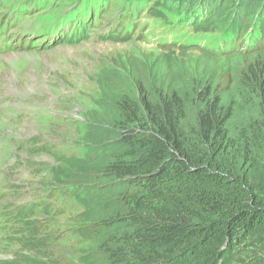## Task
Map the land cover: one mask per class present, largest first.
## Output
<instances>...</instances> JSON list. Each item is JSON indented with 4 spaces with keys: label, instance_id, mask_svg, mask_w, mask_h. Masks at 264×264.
<instances>
[{
    "label": "rangeland",
    "instance_id": "obj_1",
    "mask_svg": "<svg viewBox=\"0 0 264 264\" xmlns=\"http://www.w3.org/2000/svg\"><path fill=\"white\" fill-rule=\"evenodd\" d=\"M97 1L0 0L9 36L30 35L0 52V264H112L127 186L105 174L124 150L119 102L142 91L178 93L187 124L202 97L219 98L231 138L256 139L251 180L263 191L264 0H103L89 11ZM260 231L237 264L264 259Z\"/></svg>",
    "mask_w": 264,
    "mask_h": 264
},
{
    "label": "trees",
    "instance_id": "obj_2",
    "mask_svg": "<svg viewBox=\"0 0 264 264\" xmlns=\"http://www.w3.org/2000/svg\"><path fill=\"white\" fill-rule=\"evenodd\" d=\"M261 92L264 100V84ZM140 95L119 102L124 150L105 174L127 186V231L109 250V263L237 264L236 248L264 230V188L251 180L256 139L231 138L232 113L214 96L200 99L203 107L187 124L178 93Z\"/></svg>",
    "mask_w": 264,
    "mask_h": 264
},
{
    "label": "bare ground",
    "instance_id": "obj_3",
    "mask_svg": "<svg viewBox=\"0 0 264 264\" xmlns=\"http://www.w3.org/2000/svg\"><path fill=\"white\" fill-rule=\"evenodd\" d=\"M92 8H94V10H97V6L95 7L94 5H92ZM55 39H56V40H60V39L57 38V37H55ZM52 40H53V39H52ZM46 41H48V40H46ZM54 41H55V40H54ZM13 43H15V42L12 41L11 44H13ZM18 43H19V42H18ZM18 43H17V44H18ZM11 44H10V45H11ZM17 44H15V45H17ZM8 46H9V45H8ZM49 46H50V45H49ZM7 48H8V47H7ZM13 48H14V47H13Z\"/></svg>",
    "mask_w": 264,
    "mask_h": 264
}]
</instances>
